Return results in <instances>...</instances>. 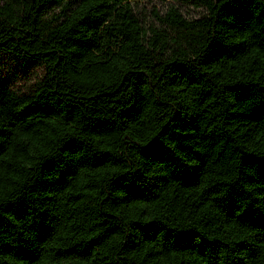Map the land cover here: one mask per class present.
<instances>
[{
	"label": "trees",
	"instance_id": "obj_1",
	"mask_svg": "<svg viewBox=\"0 0 264 264\" xmlns=\"http://www.w3.org/2000/svg\"><path fill=\"white\" fill-rule=\"evenodd\" d=\"M140 1L0 0V264H264V0Z\"/></svg>",
	"mask_w": 264,
	"mask_h": 264
},
{
	"label": "rangeland",
	"instance_id": "obj_2",
	"mask_svg": "<svg viewBox=\"0 0 264 264\" xmlns=\"http://www.w3.org/2000/svg\"><path fill=\"white\" fill-rule=\"evenodd\" d=\"M174 6L184 17L195 18L203 15L204 9L201 5L193 3L191 0H169L158 2L156 0L140 1L138 14L143 25L151 24L159 26V22L151 15L150 8L153 7L161 14L167 5ZM0 72L7 80L11 90L17 93L29 92L41 78L43 66L40 62L25 61L21 58H12L1 55Z\"/></svg>",
	"mask_w": 264,
	"mask_h": 264
}]
</instances>
